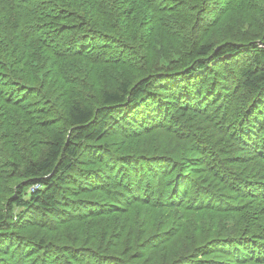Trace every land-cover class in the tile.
Here are the masks:
<instances>
[{"label":"trees","instance_id":"obj_1","mask_svg":"<svg viewBox=\"0 0 264 264\" xmlns=\"http://www.w3.org/2000/svg\"><path fill=\"white\" fill-rule=\"evenodd\" d=\"M0 264H264V0H0Z\"/></svg>","mask_w":264,"mask_h":264},{"label":"built area","instance_id":"obj_2","mask_svg":"<svg viewBox=\"0 0 264 264\" xmlns=\"http://www.w3.org/2000/svg\"><path fill=\"white\" fill-rule=\"evenodd\" d=\"M37 187V185H35V187H33V188H36Z\"/></svg>","mask_w":264,"mask_h":264}]
</instances>
